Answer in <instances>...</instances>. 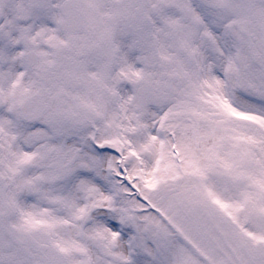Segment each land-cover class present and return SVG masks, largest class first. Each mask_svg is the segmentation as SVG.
<instances>
[{
    "label": "snow or ice",
    "instance_id": "snow-or-ice-1",
    "mask_svg": "<svg viewBox=\"0 0 264 264\" xmlns=\"http://www.w3.org/2000/svg\"><path fill=\"white\" fill-rule=\"evenodd\" d=\"M0 264H264V0H0Z\"/></svg>",
    "mask_w": 264,
    "mask_h": 264
}]
</instances>
